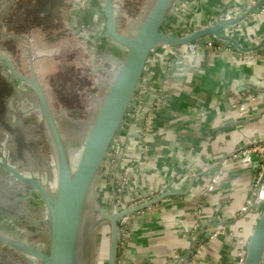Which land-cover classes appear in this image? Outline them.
I'll list each match as a JSON object with an SVG mask.
<instances>
[{
    "label": "crops",
    "instance_id": "crops-1",
    "mask_svg": "<svg viewBox=\"0 0 264 264\" xmlns=\"http://www.w3.org/2000/svg\"><path fill=\"white\" fill-rule=\"evenodd\" d=\"M257 1L176 0L166 20L176 24L173 31L181 27L188 30L175 31L183 35L215 23L218 17L229 20L240 16ZM119 2L125 4L124 0ZM116 5L114 0L115 13ZM232 10L239 15H232ZM11 15L18 18L16 28L9 24ZM104 17V0H51L44 7L40 0H0V51L14 52L23 59V35L32 34L45 66L56 59L58 50L52 44L58 36L67 31L74 37L80 35L86 43L89 35L78 25L102 32ZM221 31L234 38L240 48L231 41L206 36L201 39L214 40L218 49L189 53L174 46H157L149 56L141 79L140 108L135 119L118 132L117 147L97 179L101 182L97 201L112 211L114 190L122 209L155 196L162 198L127 215L116 264L243 263L262 210L261 205H246L256 190L260 168L259 155L245 151L264 143V43L260 45L264 39V1L242 21ZM107 39L102 37L99 43L104 41L108 47ZM4 43L12 49L2 46ZM116 47L118 52L123 49ZM25 67L20 60L18 68ZM6 79L12 92L8 126L0 137L1 142L8 136V142L2 143L5 154L0 153V160L6 157L20 172L46 186L50 183L49 188L54 189L56 162L53 166L38 157L39 143L30 125L36 123L35 118L28 109L11 107L23 104L21 94L28 91V84L9 74ZM154 101L155 109L146 119L145 112ZM33 170L44 172V179ZM7 175L0 167V225L11 222L23 227L29 241L21 240L44 249V245L32 243L36 236L38 244L48 241L47 208L32 187L11 174L14 180L10 181ZM211 180L212 188L200 195L198 187ZM101 226L104 233L109 232L107 222ZM22 254L38 264L35 258Z\"/></svg>",
    "mask_w": 264,
    "mask_h": 264
},
{
    "label": "water",
    "instance_id": "water-1",
    "mask_svg": "<svg viewBox=\"0 0 264 264\" xmlns=\"http://www.w3.org/2000/svg\"><path fill=\"white\" fill-rule=\"evenodd\" d=\"M176 0H153L133 35L119 30L116 23L114 0H104L105 29L95 38L107 37L125 49L124 59L108 85L104 98L94 116L81 145L77 162L72 167L64 140L53 113L46 91L36 75L17 70L8 55L0 54L9 73L28 84L37 98L50 138L55 162L56 184L54 192L32 175H25L10 164L6 157L0 160V167L18 182L29 185L39 195L48 211V244L39 249L21 239L0 232V241L32 258L38 264H88V244L94 228L102 222L109 224L107 264H116L119 245V220L126 215L151 206L162 196H155L145 202L112 212L93 200L100 171L110 152L127 110L137 92L150 54L158 45L181 46L189 42L214 36L239 43L221 30L242 21L264 0H258L242 15L229 20L216 18L215 23L204 25L179 35L164 30L167 15ZM262 45L264 39L260 42ZM93 204V207L91 206ZM262 210L251 233L242 264H261L264 256V201ZM94 210L97 220L88 222L90 211Z\"/></svg>",
    "mask_w": 264,
    "mask_h": 264
},
{
    "label": "rangeland",
    "instance_id": "rangeland-1",
    "mask_svg": "<svg viewBox=\"0 0 264 264\" xmlns=\"http://www.w3.org/2000/svg\"><path fill=\"white\" fill-rule=\"evenodd\" d=\"M124 1L125 4L123 3L121 6L119 0H116L117 5L115 7H118V10L116 12V23L120 31L129 35H133L137 27L139 26L144 14L147 12L150 5L152 4L153 0ZM83 7H85V5ZM165 22L166 23H164L163 28L166 31H170L168 30V28L176 26V24L172 22V20H170L169 18ZM78 26L80 29H83V34L89 35V41L83 43L81 41L82 38H80V35L78 37H74L73 35H69L70 33H67L66 31V35L58 36V40L52 44L53 47H56L58 50V53L55 56L56 59L46 62V65H43L44 68H42L43 59L40 60V58L42 57H39L38 50L36 49L37 44L35 43V41H37V38H35V36H33L32 34L23 35V59L19 56V54L17 56V54H15L14 52H12V54H6L8 55L17 70L28 75H30L33 71V73L36 75V77L42 84L44 90L46 91L48 100L50 101V104L52 106V110L56 117L57 123L59 125L64 140L65 148L67 150L72 167L77 162L81 150V145L85 139L86 133L91 125V122L94 119L99 105L103 100L108 85L112 81L117 69L121 65L126 52L125 49H120L121 51L118 52V49H116L118 47H116V44L111 39H107V42H110L108 43V47L104 45V41L103 43H99V39H101L102 37L95 38V34L101 33V31L97 30L96 28H87V25L84 27L81 24ZM94 29L98 32L94 31ZM175 31L179 32L180 34L183 31L188 30H183L181 27L180 29H176ZM93 33L96 43H93V37H91ZM0 54H5V52L0 51ZM20 60H22L26 66L24 69L18 68ZM62 68H64V71L68 69L75 70V73L79 74L80 77L84 78L86 81V84H82L81 82H79L78 100L80 102L78 105H75L73 107H67L63 104L65 100V92L62 88H60V81H62L63 76L56 78V74L59 72L61 73ZM3 69L6 74L11 75L4 64ZM25 86H27L28 91H26V93L21 94L23 98V104L20 103L18 105H15L14 107H11L13 110L20 108L21 110L28 109L29 111H31L30 116H33L36 121V123L33 122V124L30 125H33L34 128L32 129L36 131V135L34 136V138H37L36 140L39 143L37 152L38 157H41V160L46 159L48 164L51 163L54 166L55 156L41 112L36 107L38 103L37 98L31 86ZM38 128L39 130H37ZM37 132L39 134L41 133L43 137L39 138ZM7 138L8 136H3V139L0 142V153L2 155L5 154L3 152L4 149H2V143L3 141L5 143V140H8ZM42 143L44 144V146L42 145ZM116 147L117 140L115 141L113 148ZM35 171L33 170L34 175H38V177L41 176V178L44 179V172L40 173ZM7 176L10 178V181L14 180V178L10 174ZM100 179L102 178L100 177ZM100 183L101 182H98L94 189L92 200L93 202L97 201L98 195L101 194V192H99L100 189H98L99 187H101ZM49 186L50 183L47 185V187L49 188ZM25 188V185H22L23 191H26L24 190ZM49 189L53 192L55 190V188ZM91 206L93 207V204ZM97 218L98 217L96 216L92 208L88 216V222L92 223L97 220ZM99 226L100 225L98 224L94 228V232L88 244V264H107L106 260L109 243V232L104 233L102 226ZM0 232L6 235H10L14 238L29 241L25 240L27 238H24L26 237L24 236V228L12 224L11 222H8L5 225H0ZM38 237L39 236H36L34 238L32 244L39 245L38 247H42L44 245L43 248L45 249L47 247L48 241L45 244L44 242L43 244H38ZM30 260L31 259L25 257L20 251L0 241V264H34Z\"/></svg>",
    "mask_w": 264,
    "mask_h": 264
},
{
    "label": "built area",
    "instance_id": "built-area-1",
    "mask_svg": "<svg viewBox=\"0 0 264 264\" xmlns=\"http://www.w3.org/2000/svg\"><path fill=\"white\" fill-rule=\"evenodd\" d=\"M233 14H238L237 10H232V15ZM170 30L172 33L175 32L173 31L171 28L168 29ZM169 31V32H170ZM176 33V32H175ZM158 46H162V47H166L167 45H158ZM171 47V46H169ZM218 45L214 42V40L212 39H198L192 42H189L185 45H181V46H174L172 48L178 49V50H183L189 53H193L196 51H201L203 49H213L216 50L218 49ZM182 48V49H181ZM6 54V53H5ZM149 60V59H148ZM148 62V61H147ZM142 84L141 81L138 85L137 88V92L127 110V113L125 115V118L121 124L120 129L125 125L128 124V121L135 119V116H137V112L138 109L140 108V98H141V91H142ZM157 102H152L151 104H149V107L147 108L146 112H145V117L146 119L148 118L149 114L152 112L153 109H155V105ZM119 129V130H120ZM143 129L145 130V126L144 124L140 127V131L139 134L141 135V137L143 136ZM117 140V142L120 140L119 139V134H117L116 138L114 139V142L110 148V152L108 154L107 157L110 158V156L112 155V153L115 151L114 147V143ZM249 151H254L255 153H257L259 155V159H258V167L260 168V174H259V178L257 180V186H256V190L254 192V194L247 199V203L246 205H261V202L264 201V143L261 146H257L254 149H250V150H246L245 152H249ZM107 160V158H106ZM213 185V181H206L203 182L199 187H198V192L200 195L205 194V192H207L208 190H210L212 188ZM246 206L243 207V209H245ZM119 210H123L121 208V204L118 200V192H116L114 190L113 192V210L112 212H116ZM126 221H127V215L123 216L120 220H119V234L120 235H125L126 234V229H125V225H126ZM264 257V256H263Z\"/></svg>",
    "mask_w": 264,
    "mask_h": 264
},
{
    "label": "trees",
    "instance_id": "trees-1",
    "mask_svg": "<svg viewBox=\"0 0 264 264\" xmlns=\"http://www.w3.org/2000/svg\"><path fill=\"white\" fill-rule=\"evenodd\" d=\"M40 2H41V6L44 7V5L51 2V0H40ZM9 17H10L9 24L14 25L15 24L14 22H16V20L18 19L17 16L11 15ZM14 26H15L14 28H16L18 25H14ZM5 45L6 44L4 43L2 46ZM8 48L12 49L10 46H8ZM61 70H62L61 73L59 72L56 74V78L63 76L62 81H60L61 82L60 88H62L63 91L65 92L64 95L65 100L63 104L67 107H73L75 105H78L80 102L78 100L79 99L78 85L79 82H81L82 84H86V81L84 78H81L79 74L75 73L76 71L73 69H68L64 71L62 68ZM11 92H12L11 84L6 79V74L3 69V63L0 62V137H1V131L3 129H6V126H8L7 125L8 112H9L8 98L11 95Z\"/></svg>",
    "mask_w": 264,
    "mask_h": 264
}]
</instances>
